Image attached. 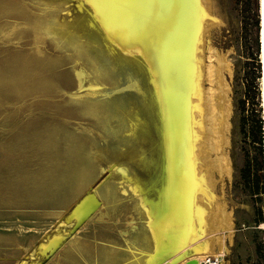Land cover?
Here are the masks:
<instances>
[{"label": "rangeland", "instance_id": "374dc122", "mask_svg": "<svg viewBox=\"0 0 264 264\" xmlns=\"http://www.w3.org/2000/svg\"><path fill=\"white\" fill-rule=\"evenodd\" d=\"M208 4L203 65L223 56L229 102L230 169L214 180L232 229L215 236L222 264H264L261 4ZM93 8L0 0V264H178L155 257L150 223L166 175L150 64Z\"/></svg>", "mask_w": 264, "mask_h": 264}, {"label": "bare ground", "instance_id": "6f19581e", "mask_svg": "<svg viewBox=\"0 0 264 264\" xmlns=\"http://www.w3.org/2000/svg\"><path fill=\"white\" fill-rule=\"evenodd\" d=\"M90 1L107 36L138 45L150 64L166 174L160 201L149 210L155 257L175 253L178 264H197L206 255H225L227 247L215 234L220 227L232 229V217L215 195L214 173L230 169L224 150L229 102L223 56L216 52L217 64L207 70L203 65L209 0ZM206 76L209 89L203 86ZM92 205L87 198L78 212Z\"/></svg>", "mask_w": 264, "mask_h": 264}, {"label": "built area", "instance_id": "2783aa9c", "mask_svg": "<svg viewBox=\"0 0 264 264\" xmlns=\"http://www.w3.org/2000/svg\"><path fill=\"white\" fill-rule=\"evenodd\" d=\"M224 256L220 254H210L201 257L197 264H222Z\"/></svg>", "mask_w": 264, "mask_h": 264}, {"label": "water", "instance_id": "95a60500", "mask_svg": "<svg viewBox=\"0 0 264 264\" xmlns=\"http://www.w3.org/2000/svg\"><path fill=\"white\" fill-rule=\"evenodd\" d=\"M261 31H262V35H261V46H262V65H263V78H264V0H262V11H261ZM264 107V106H263Z\"/></svg>", "mask_w": 264, "mask_h": 264}, {"label": "trees", "instance_id": "16d2710c", "mask_svg": "<svg viewBox=\"0 0 264 264\" xmlns=\"http://www.w3.org/2000/svg\"><path fill=\"white\" fill-rule=\"evenodd\" d=\"M261 141V140H260Z\"/></svg>", "mask_w": 264, "mask_h": 264}]
</instances>
